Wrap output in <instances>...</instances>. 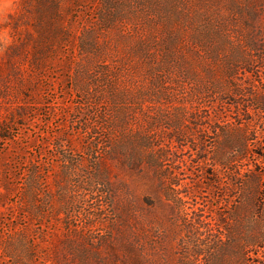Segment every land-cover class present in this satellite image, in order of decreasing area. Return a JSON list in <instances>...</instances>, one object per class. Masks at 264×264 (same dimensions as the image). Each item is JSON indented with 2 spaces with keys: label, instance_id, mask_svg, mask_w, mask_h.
<instances>
[{
  "label": "rangeland",
  "instance_id": "obj_1",
  "mask_svg": "<svg viewBox=\"0 0 264 264\" xmlns=\"http://www.w3.org/2000/svg\"><path fill=\"white\" fill-rule=\"evenodd\" d=\"M19 1L0 0V126L12 137L20 133L0 142V264H12L9 235L37 220L19 200L26 163L49 170L45 192L59 203L58 156L67 149L77 160L85 152L83 177L96 175L93 135L108 159V185L93 194L68 193L75 201L68 214L49 213V227L34 221L31 229H48L53 241L59 230L66 232L56 220H127L145 234L151 264H244L245 251L263 254L264 63L258 56L264 53V0H115L106 18L95 21L98 43L60 75L42 78L28 59L16 58V70L4 62L13 40L6 23ZM250 25L256 49L245 43ZM252 57L253 72L246 69ZM25 78L34 81L31 87ZM26 93L37 114L15 117ZM91 107L122 114L126 124L114 133L96 127L92 135L85 128L95 121ZM229 120L244 124V133ZM235 134L254 145L232 151ZM201 142L204 162L195 154ZM151 144L154 163L145 155ZM224 154L237 161L218 165ZM36 197L35 212L42 206Z\"/></svg>",
  "mask_w": 264,
  "mask_h": 264
},
{
  "label": "trees",
  "instance_id": "obj_2",
  "mask_svg": "<svg viewBox=\"0 0 264 264\" xmlns=\"http://www.w3.org/2000/svg\"><path fill=\"white\" fill-rule=\"evenodd\" d=\"M114 2L115 0H20L17 10L10 15L6 23V26L10 27V34L13 37V40L5 48L4 62L6 66L10 67V70H16L19 66L16 65L15 59L23 58V60L28 59L31 70L36 72L39 78L44 77L47 72L53 71L60 75L65 64L71 63L72 59L76 61L82 57L84 52L98 43L97 31L94 29L95 21L101 15L106 18ZM232 5L234 6L233 2H231ZM247 28L245 43L249 49H256L259 40L251 32V25ZM1 46L2 44H0ZM258 57L259 63H264V53ZM254 62L255 59L252 57L251 61H246L247 68H245L253 72L250 67L254 66ZM262 68L264 69V66ZM67 70L69 69L67 68ZM88 71L86 69V73ZM24 81L25 85L29 87L34 82L29 78H25ZM85 85L89 86L88 83ZM30 89L29 91L33 90ZM236 92L234 90L229 93L234 97V95H238ZM96 99L101 102L100 98ZM259 99L261 110L264 112V90L260 93ZM31 103L30 95L24 94L22 101L16 106L14 116L26 119L27 114L31 112L37 114V109L32 108ZM91 109H93L92 117L93 119L95 117V121L92 127L86 126L85 128L92 135L96 127L114 133L117 132L119 124L124 125L125 123L124 115L116 116L113 110L101 111L95 107H91ZM48 113H52V111L49 110ZM229 122L236 126H233L232 129H240L244 133V124L238 125L230 120ZM91 123L87 122V124ZM18 135L20 136V133L12 137L9 127L0 126V142L14 141V137H18ZM92 137L95 141L96 135ZM93 140L90 142V145L92 146L93 143L94 146L90 155L99 165V168H96V175L88 173L83 177L84 169L82 167L87 155L85 152L77 160L67 149H62L63 154L58 156L61 160L60 167H62L61 173L57 174L55 178L56 192L60 198L59 203L50 200V195L45 192L50 172L44 170V164L42 163L41 168V163L39 166H35V163L31 161L24 166L23 177L20 178L22 181L19 186V200L23 205L21 208L29 216L31 215V218L35 216L37 220H26L24 227L18 228L13 232V235H9V239L5 240L7 241L6 250L10 253L12 264H151V260L146 254L145 234L139 232L138 228L134 229V226L127 223V220H90V222L81 221V224H74L70 220H56L57 222L64 221L66 232L61 234L59 230L60 236H56L53 241H49L48 229L42 227L31 229L30 224L35 225L34 221L37 225L49 227L54 220L44 219L50 214L55 218L60 214H68L72 208L70 205L75 203L74 198L68 196V193L79 191L86 195L104 191L102 187L108 185L106 181L109 175L108 159L103 158V153L99 148L96 150L97 145H94ZM146 141L151 143L150 138ZM201 143L202 146L195 149V154H202L199 159L204 162L207 150L203 142ZM59 145L61 147V144ZM228 145L232 151L247 152L254 143L250 142L244 134H235L234 139L231 138ZM150 146L145 150V155L148 161L154 163L157 162V159L156 155H153L154 153H150L153 144ZM259 156L264 158L263 154H259ZM218 157L216 162L218 165L228 166L229 163L237 161L235 157L225 154ZM8 180L6 179L2 184L5 188L9 187ZM105 192L107 193V191ZM37 195H41L42 206H38L39 208L35 212L32 209V203L33 200H38ZM50 207H52L51 212L48 211ZM244 264H264V252L260 254L255 251H245Z\"/></svg>",
  "mask_w": 264,
  "mask_h": 264
}]
</instances>
